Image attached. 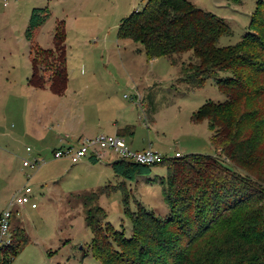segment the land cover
I'll list each match as a JSON object with an SVG mask.
<instances>
[{"label":"rangeland","instance_id":"374dc122","mask_svg":"<svg viewBox=\"0 0 264 264\" xmlns=\"http://www.w3.org/2000/svg\"><path fill=\"white\" fill-rule=\"evenodd\" d=\"M189 1L229 24L231 31L219 38V46L234 45L253 30L250 17L257 0ZM145 3L146 0H7L4 5V0H0V212L24 186L32 189V201L37 204L35 209L30 205L21 207L17 218L12 219L13 243L24 247L10 264H101L90 248L91 230L84 220L83 203L90 193L102 188L108 194L100 195L92 207H102L105 220L126 237L131 235V222L126 213L128 206L122 202V190L128 196L130 211L141 203L160 217H167L169 212L159 184L166 175L165 166L152 165L148 174L126 180L113 170V153H104L96 163L83 158L70 166L68 160H54L52 148L41 150L33 143L32 129L45 112L56 119L66 106L63 101H99L97 114L103 123L117 120L119 126L129 127L132 133L124 135V139L134 150L151 148L168 158L174 157L175 152L182 156L201 153L224 157L210 143L206 125H196L191 116L205 102L221 103L227 97L212 80L200 88L180 80L181 64L190 61V53L183 54L176 63L167 57L147 60L140 44L129 40L119 43L120 19L141 10ZM34 8H47L49 17L35 30L33 40L28 41L24 31ZM61 19L69 24L67 79L69 93L72 88L75 93L64 96L55 107L47 96L49 92L29 87L28 78L32 73L30 59H35L38 74L44 78L60 69L58 62L53 67L52 60L43 61L46 55L42 49L52 48V31ZM38 48L40 54L36 52ZM83 77L99 81L84 85ZM138 79L144 86L153 87L141 88L144 92L138 94L139 101ZM144 93L151 94L155 101L149 121L144 110L150 108V103H141ZM146 104L147 108L143 107ZM53 127L57 131L58 120ZM107 133L111 135L113 131L103 134ZM27 146L30 152L26 151ZM37 156L45 160L39 168L22 166L24 159ZM66 163L69 165L65 169ZM71 167L73 170L67 171ZM19 217L25 220L22 227H17ZM2 258L0 255V264Z\"/></svg>","mask_w":264,"mask_h":264},{"label":"trees","instance_id":"16d2710c","mask_svg":"<svg viewBox=\"0 0 264 264\" xmlns=\"http://www.w3.org/2000/svg\"><path fill=\"white\" fill-rule=\"evenodd\" d=\"M48 17L47 8L32 10L24 32L28 41ZM250 18L253 30L228 46H219L218 40L230 33L229 24L189 0H147L141 10L120 19L119 41L140 44L147 60L167 57L176 63L190 53V61L181 64L180 80L192 88L212 80L227 97L221 103L205 102L191 116L194 123L206 122L210 143L224 157L190 153L158 164L166 167L159 184L169 208L167 217L155 215L141 203L128 210V196L122 190L131 222L129 237L105 220L102 207H92L108 190L90 193L83 203L84 220L91 230L93 256L101 264H264V0L256 1ZM65 41L64 21H58L52 48L42 52L44 62L52 60L53 67L58 62L60 69L44 78L35 59H30L29 86L49 85L56 94L64 91ZM36 52L40 54L41 48ZM145 101L150 103L144 110L148 120L155 101L149 93L144 94ZM126 131L130 128L118 135L124 137ZM112 167L126 180L151 169L122 160H115ZM23 247L13 243L0 251L1 262L10 264Z\"/></svg>","mask_w":264,"mask_h":264},{"label":"crops","instance_id":"0c3cea01","mask_svg":"<svg viewBox=\"0 0 264 264\" xmlns=\"http://www.w3.org/2000/svg\"><path fill=\"white\" fill-rule=\"evenodd\" d=\"M58 21H64V20L61 19ZM64 24H65V30H66L65 47H66V56H67V45L69 43V36H68L69 35V31H68L69 24H68V22H65V21H64ZM74 26H75V24H74ZM118 26H119V24H118ZM74 31H75V28H72L73 33H74ZM119 43L122 44L121 41H119ZM66 61H67V59H66ZM81 80H82V84H84V85L97 84L99 81L98 79L91 78V77H83V78H81ZM136 83H137V90H138V93L136 95H138V94L141 95V92L142 93L144 92V89L141 90V88H145V89H147V88L152 89L153 88L152 86L151 87L144 86L142 84L141 79H138L136 81ZM29 87H31V86H29ZM33 88L34 89H41V90L44 89L47 92H49L47 96L53 100V102L51 103L52 105L56 104L55 107H57L62 102V100L64 99V96H66L67 94H70V96H72L75 93V90H73V88L69 93L70 87L68 84V79H67L66 87L61 94H56L53 91H51L49 85H46L44 88H35V87H33ZM147 90L145 92H147ZM144 94H143V100L141 102L142 104L144 103ZM97 102H99V101L92 100V101L85 102L82 100L79 103H75L73 101V99H72V102H70V100L67 101V103H65V101H63V103L66 104V106L63 107V111H60L57 114V116H55L56 119L52 118V116L50 117V115L47 116V112H45V114H44L45 116L43 117V119H41V121L37 123L36 127H34L32 129L31 135L33 137L32 138L33 143L38 144V147L41 150H47V149H51V148H52V150H55V149H58L60 147L69 145L81 137L95 136L97 134L104 133V131H113V133H111V134H118V131L122 130L123 127H126V125L125 126H122V125L119 126V124L117 123V120L112 121L110 124L103 123L104 119L102 118L103 119L102 120L101 117L99 116V114H97L100 111L99 108L97 107V105H98ZM48 106H50V105H48ZM71 107H72V109H71ZM49 113H51V112H49ZM50 118L52 120L51 123H50ZM56 120H58V127H59V128H55L57 131H55L54 127H53V124ZM195 124L196 125L205 124L207 127L206 122L195 123ZM207 131H208V129H207ZM130 132L131 131H126L125 135L131 134ZM107 134H109V133H107ZM209 134H210V132H209ZM142 149H145V148L135 149V150H142ZM89 158L90 157H88L86 160H88V162H91ZM54 160H63V159H54ZM64 161H67V160H64ZM114 161H112V163ZM81 164H83V162ZM68 165L69 164L66 163V165L64 166L65 169L67 168ZM72 165H74V164H71L70 166H72ZM85 165H86V163L84 164V166ZM71 169L73 170V168L71 167V168H68L67 171H71ZM36 208H37V206H36ZM33 209H35V208H33ZM16 216L17 215H14L13 218L14 217L17 218ZM19 218H20V221H17V227H22L21 222H24L25 220L22 217H19ZM27 226L29 227V225H27ZM29 232H30V227H29L28 234H29Z\"/></svg>","mask_w":264,"mask_h":264},{"label":"built area","instance_id":"2783aa9c","mask_svg":"<svg viewBox=\"0 0 264 264\" xmlns=\"http://www.w3.org/2000/svg\"><path fill=\"white\" fill-rule=\"evenodd\" d=\"M6 4L7 0H4V5ZM124 96L126 97V95ZM136 99L139 101L140 96L136 95ZM26 151L30 152L31 148L26 147ZM106 152L113 153L116 160L149 166L157 165L169 159L151 148L134 150L126 143L124 137L118 134L110 135L103 133L95 136L81 137L69 145L53 150L52 156L54 159L68 160L71 164H76L83 158L88 157H94L99 160ZM181 156L182 154L179 152L174 153V157ZM44 162V158L37 156L32 159H24L22 166L32 169L39 168ZM31 193L32 189L29 186L20 188L0 212V250L10 247L14 242L12 237L13 216L17 215L19 209L26 205H30L31 208H36L37 204L32 201Z\"/></svg>","mask_w":264,"mask_h":264}]
</instances>
